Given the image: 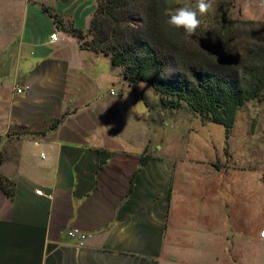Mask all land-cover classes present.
<instances>
[{
    "label": "crops",
    "instance_id": "0c3cea01",
    "mask_svg": "<svg viewBox=\"0 0 264 264\" xmlns=\"http://www.w3.org/2000/svg\"><path fill=\"white\" fill-rule=\"evenodd\" d=\"M236 1L264 21L257 0ZM96 10L0 0V177L14 189L0 182V264H264V227L239 219L217 163L158 145L142 82L85 46Z\"/></svg>",
    "mask_w": 264,
    "mask_h": 264
},
{
    "label": "trees",
    "instance_id": "16d2710c",
    "mask_svg": "<svg viewBox=\"0 0 264 264\" xmlns=\"http://www.w3.org/2000/svg\"><path fill=\"white\" fill-rule=\"evenodd\" d=\"M167 5L168 0H102L85 46L110 56L129 84H150L166 108L185 103L203 122L223 125L229 136L239 112L263 96V39L232 66L237 37L231 26L203 43L165 23ZM72 32L83 38L81 31ZM0 182L13 197L12 184L3 177Z\"/></svg>",
    "mask_w": 264,
    "mask_h": 264
},
{
    "label": "rangeland",
    "instance_id": "374dc122",
    "mask_svg": "<svg viewBox=\"0 0 264 264\" xmlns=\"http://www.w3.org/2000/svg\"><path fill=\"white\" fill-rule=\"evenodd\" d=\"M101 2L96 0L97 9ZM185 4L194 5L195 0H168L167 6L171 10ZM213 5L214 11L201 18L196 39L210 43L219 31L231 26L237 40L234 43L236 49L230 50L236 54L229 59V64L238 66L247 48L259 44L260 39L264 42V21L245 19L236 0H213ZM142 84L140 89L145 91V95H140L143 107L152 109L149 111L151 121L158 116L159 128L164 126V130L158 132V145L174 148L184 145L189 147L190 160L216 162V167L221 169L222 194L236 200L239 219L248 214L253 217L255 227H264V93L239 112L234 128L227 136L223 125L203 122L185 103L179 108L166 109L152 86Z\"/></svg>",
    "mask_w": 264,
    "mask_h": 264
},
{
    "label": "clouds",
    "instance_id": "9594fccd",
    "mask_svg": "<svg viewBox=\"0 0 264 264\" xmlns=\"http://www.w3.org/2000/svg\"><path fill=\"white\" fill-rule=\"evenodd\" d=\"M257 6L264 11V0H257ZM214 11L213 0H195V4H185L165 13V23L175 30H182L186 37H193L201 27L202 17ZM60 32H53L47 40L42 42L43 47H51L60 42Z\"/></svg>",
    "mask_w": 264,
    "mask_h": 264
},
{
    "label": "built area",
    "instance_id": "2783aa9c",
    "mask_svg": "<svg viewBox=\"0 0 264 264\" xmlns=\"http://www.w3.org/2000/svg\"><path fill=\"white\" fill-rule=\"evenodd\" d=\"M28 90H29V88H26V89L18 88L17 92L19 94H24L25 91H28ZM111 94L112 95H117V93L114 90L111 91ZM68 236L70 238H73V239H78L79 243H80V246H84L86 240L90 237L89 235H87L86 233H84L83 231H81L79 229H74V230L70 231L68 233ZM260 236L262 238H264V230L261 231Z\"/></svg>",
    "mask_w": 264,
    "mask_h": 264
}]
</instances>
